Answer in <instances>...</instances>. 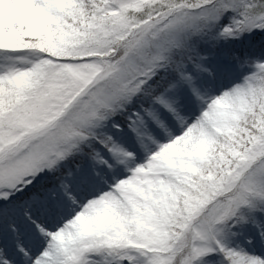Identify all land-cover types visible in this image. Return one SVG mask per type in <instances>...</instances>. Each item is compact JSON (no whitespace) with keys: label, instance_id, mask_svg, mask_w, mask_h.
Wrapping results in <instances>:
<instances>
[{"label":"snow or ice","instance_id":"snow-or-ice-1","mask_svg":"<svg viewBox=\"0 0 264 264\" xmlns=\"http://www.w3.org/2000/svg\"><path fill=\"white\" fill-rule=\"evenodd\" d=\"M0 264H264V0H0Z\"/></svg>","mask_w":264,"mask_h":264}]
</instances>
